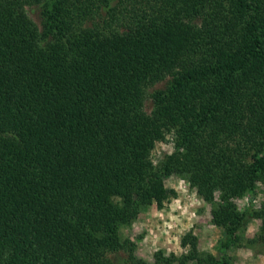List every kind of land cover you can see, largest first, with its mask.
Returning a JSON list of instances; mask_svg holds the SVG:
<instances>
[{"label": "trees", "instance_id": "16d2710c", "mask_svg": "<svg viewBox=\"0 0 264 264\" xmlns=\"http://www.w3.org/2000/svg\"><path fill=\"white\" fill-rule=\"evenodd\" d=\"M173 174L223 230L181 264H235V200L264 183V0H0V264H151L120 231Z\"/></svg>", "mask_w": 264, "mask_h": 264}, {"label": "rangeland", "instance_id": "374dc122", "mask_svg": "<svg viewBox=\"0 0 264 264\" xmlns=\"http://www.w3.org/2000/svg\"><path fill=\"white\" fill-rule=\"evenodd\" d=\"M28 12L41 28L40 7H29ZM166 85V81L159 83L151 91L165 89ZM152 106V101L148 100V113L152 111ZM174 150L175 140L172 135H168L166 141L156 145L152 158L157 163ZM165 185L175 195L162 208L156 205L143 208L137 219L121 228L122 238L133 242L136 255L151 264H181V257L189 251V247L182 245L186 236L196 237L201 251L218 255L223 230L212 221V205L183 176L170 175L165 179ZM235 203L241 211H248L250 222L242 245L231 252L234 262L264 264L263 221L252 217L255 210L264 207V183L259 181L254 193L236 199ZM110 257L115 263L121 264L128 258V254L122 251ZM186 264L197 262L188 261Z\"/></svg>", "mask_w": 264, "mask_h": 264}]
</instances>
